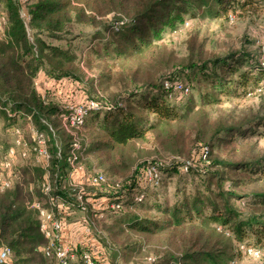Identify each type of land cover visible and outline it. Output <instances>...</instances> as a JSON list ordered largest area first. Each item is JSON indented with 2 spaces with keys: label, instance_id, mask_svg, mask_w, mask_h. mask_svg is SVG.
Segmentation results:
<instances>
[{
  "label": "trees",
  "instance_id": "16d2710c",
  "mask_svg": "<svg viewBox=\"0 0 264 264\" xmlns=\"http://www.w3.org/2000/svg\"><path fill=\"white\" fill-rule=\"evenodd\" d=\"M22 4L25 7L24 18L21 16ZM247 6L263 9L264 0H24L23 2L0 0V105L9 107L16 113L15 116H8L0 109L8 123L6 131L9 130L10 134L11 128L15 126L24 132L23 127L16 120L22 118L27 128L31 121L45 134L52 132L49 118L55 116L59 120L58 115L66 111V106L76 104L73 103L74 99L70 98L73 95L69 96L68 93L63 94L64 97L59 95L58 87L64 90L68 86L74 91L79 90L81 94H76L79 99H90L87 91L75 80L79 68L74 53L68 48L62 49L47 43L41 35L57 39L58 35L63 34L75 21L91 25L100 24L104 29L103 39L106 40L102 50V62L110 60V65L106 68L107 72L104 71L107 73L106 78L111 80L112 69L117 67L121 69V73L131 71L132 79L125 86L126 90L112 99L91 98L100 108L90 111L80 128L84 127L89 116L96 117L97 114H103L99 125L102 128L103 148L108 153L133 141L144 139L150 132L160 145L180 156L184 151L181 147L186 143H190L198 152L203 147H207L206 160L203 161L208 163L203 165L205 168L213 165L231 171L251 169L253 166L248 161L234 164L217 159L212 162L210 147L204 142L221 133L231 134L233 131H238L242 134V129H250L252 121L240 125H228L219 120L210 124L200 107L220 104L221 100L215 93L222 89H229V95L234 97L250 94L253 89H246V85L252 83L257 87L264 79V69L258 65V57H248L249 55L243 51L224 55L205 53L201 44L190 39L187 45L190 51L188 64L182 69L175 68L169 72H179L187 76L189 83L180 81L188 88L189 94L178 96L182 93H170L163 88L165 80H179L177 75L155 77L152 73L145 72L137 76L139 66L151 64L161 54L163 47L155 41L161 39L167 29L172 32L177 30V23L190 9H205L211 17H215L216 13L222 15L228 11L236 13ZM107 15H111V18L104 22L98 19ZM97 41H91L88 49L95 48ZM96 55L100 54L97 52ZM245 59L248 65L247 72L237 68ZM133 63L135 68L130 66ZM233 70L237 71L234 80L231 78ZM38 78L47 81V84L42 85L43 92L37 89ZM196 80L206 85L205 89H207L205 95L201 97L199 106L189 104L184 108H175L170 100L179 101L189 97L192 91L190 83ZM236 85L244 90L239 92ZM49 96H56L60 105L49 102L47 100ZM81 96L83 97L80 98ZM195 109L198 113L196 122L190 119ZM149 116L153 120H149ZM255 119L253 123L262 121L264 126L263 119ZM25 138H29L28 130ZM72 141L73 137L70 136L66 155L62 152L64 145L57 143L54 136H51V139L48 137L47 141L51 193L68 202L75 201L73 187L69 184L71 176L67 164ZM79 143L81 144L80 141ZM84 149L85 147L81 145L79 163ZM189 157L175 160L166 167L153 161L141 163L136 169L137 174L129 182L119 184L118 188L114 184L116 191L114 193L100 188L104 184L99 186L84 184L83 197L87 206L84 214L93 237L95 233L90 215L103 219L105 212H108L106 207L110 203L120 205V209L116 212L119 214L124 208H130L132 204L149 202V193L157 191L162 186L170 170L187 174L192 169L201 167L200 164L192 165L193 153H190ZM198 159L201 160L200 156ZM26 162H32L38 168V172L40 170L42 173L36 195L21 184L27 171L23 169V164ZM150 165H155L164 175L161 183L156 187L147 183L143 176V170ZM183 165H187L186 171L182 170ZM18 168L19 179L14 181L10 189L0 192V243L11 249L10 264H56L55 260L48 259L43 254L46 241L39 231L37 211L24 206L26 200H37L47 207L46 197L41 192L45 170L35 163L32 157L24 160ZM197 171H202V167ZM208 175L210 176L205 179L207 184L203 190H196L180 202H175L173 206L162 208L163 218L128 214L124 218L114 220L115 227L141 237L143 235L150 237L171 228L184 248L178 254L171 253L165 256L162 259L163 264H226L232 257L231 254L226 253L231 242L234 243L236 255L247 256L240 246L257 249L261 255H264V224L260 221L259 214L239 212L233 201L237 199L245 205L247 202L234 191L232 184L224 187L216 176L211 173ZM73 180L81 184L84 182L82 175H74ZM89 188L91 189L87 190ZM139 195L143 197L139 199ZM247 197L249 198L247 201H251L254 205H264V191L253 192ZM72 209L80 212L75 203ZM100 214L102 216H99ZM249 237H255V242H249L247 240ZM83 238L84 236L79 243H76L74 248L76 258L69 264H81V253L90 249L85 245ZM94 244L97 247L94 254L97 264L101 262L106 264L108 258L105 249L103 250L100 245L97 246L95 240ZM159 260L160 258L153 256L147 264H158ZM234 260L230 258L228 264H233Z\"/></svg>",
  "mask_w": 264,
  "mask_h": 264
},
{
  "label": "rangeland",
  "instance_id": "374dc122",
  "mask_svg": "<svg viewBox=\"0 0 264 264\" xmlns=\"http://www.w3.org/2000/svg\"><path fill=\"white\" fill-rule=\"evenodd\" d=\"M23 1L20 0V2ZM23 5H21V16L24 18L25 7ZM216 14L217 16L211 17L205 9H190L183 19L177 23V30L172 32L167 29L163 32L162 38L155 41L156 44L163 47L161 54L151 64L139 66L137 76L139 77L145 72L152 73L155 77L171 74L177 75L179 81L189 83L187 76L183 73L169 72H172L175 68L182 69L188 64L190 51L187 45L190 39H194L195 42L201 44V48L205 53L224 55L235 51H243L249 55L248 57H258L259 48L264 43V8L247 6L244 10H238L236 13L228 11L224 15L221 13ZM110 18L111 15H107L98 19L104 22ZM185 22H188L187 26ZM103 37L104 29L102 25H91L76 21L63 34L58 35L57 39L41 35V38L47 43L62 49L68 48L74 53L79 68L75 80L82 89L84 88L87 91L90 99H112L124 92L126 90L124 88H127L125 86L132 79L131 71L121 73V69L117 67L112 69V79L106 78V68L110 65V60L106 59V62H102V50L106 42ZM93 40H98L96 47L89 50L88 46ZM97 52L100 54L99 56L96 55ZM133 65L134 63L130 66L135 68ZM247 66L245 59L237 68L240 71L247 72ZM232 73L231 78L234 80L237 77V71L233 70ZM36 84L37 89L43 92L42 85L47 84V81L38 78ZM190 85L192 91L189 97L179 101L170 100L175 108H184L189 104L199 106L201 97L207 91L205 89L206 85L199 82V80L190 83ZM236 86L239 92L244 90L239 85ZM60 88L58 87V92L55 91L63 97L66 93L69 96L73 95V97H70L74 99L73 103L77 104L83 101L76 95L81 94V91L76 89L74 91L68 86L64 90ZM245 88H252L253 90L248 95L237 97L230 96L229 89L216 91V97L221 100V103L209 107H200L202 114L207 116L210 124L219 120L226 122L228 125H240L252 121L250 129H242V134H239L238 131H233L231 134L221 133L204 142L210 147L212 162L217 159L234 164L245 161L251 162L253 167L245 171L222 170L217 166L213 167V165L205 168L203 165H207V161L203 162L198 159L200 152L196 151L190 143H186L181 147L184 151L183 155L180 156L160 145L150 132L145 135L144 139L133 141L108 153L103 148L102 128L99 125L103 114H97L96 117L94 115L89 116L83 128L72 130L81 145L85 147L80 163L82 170L84 172H102L106 176V182L100 188L113 193L116 192L114 184L129 182L137 174L136 169L141 163L153 161L166 167L175 160L190 158V153H193L192 165L200 164L202 167L200 172L197 171L201 168L198 166V168L192 169L187 174L170 170L164 178L162 186L157 191L149 193V202L145 204H132L130 208H124L123 212L115 215L105 212L103 219L90 215L95 233L93 238L97 242V246L100 245L103 250L105 249L104 252L108 258L106 264H147V261L153 256L160 258L158 264H163L164 260L162 259L165 256L181 252L184 248L183 243L171 228L150 237L144 235L141 237L135 233L123 231L120 227L116 228L114 220L124 218L128 214L155 219L163 218L162 208L173 206L175 202H180L181 199L190 196L196 190H203L207 184L205 179L210 176L208 175L210 173L216 176L224 187L232 184L234 191L242 196V200L247 202V205H245L237 199L233 201L239 212L242 214L249 212L259 214L261 217V220H259L264 224V205H254L251 201H247L249 199L247 196L253 192L264 191V126L261 123L262 121L256 124L253 123L256 120L255 118H261L264 122V79L260 81L257 87L256 84L249 83ZM187 94L189 92L178 96ZM56 98V96H49L47 100L56 104L59 102V99ZM58 104L60 105V103ZM196 110L190 115V119L195 120V122L198 118ZM16 120L23 127L26 135L28 128L25 126L24 121L22 118ZM49 120L53 131L47 132L48 137L51 139V136H54L57 143L64 145L62 152L66 155L69 138L72 135L64 130L55 116H52ZM149 120H153V118L149 116ZM6 128H8V123L4 114L0 111V143L4 148L9 145L12 139L9 130L6 131ZM23 166V169H27V171L21 184H24L25 188L33 191L36 195L42 173L40 170V173L38 172V168L32 162H26ZM26 202L28 201L26 200ZM105 205L107 206V204ZM82 219H85L84 213L73 211L71 216L73 223L80 222ZM66 224L72 225L71 221H67ZM68 231L71 232L70 229ZM247 240L254 243L255 237H249ZM226 253L231 254L232 257L230 258L235 259L233 264H264V255H261L258 259L236 255L234 243L232 242L230 247L226 249ZM228 261L226 264H228ZM103 263L105 264V262Z\"/></svg>",
  "mask_w": 264,
  "mask_h": 264
},
{
  "label": "built area",
  "instance_id": "2783aa9c",
  "mask_svg": "<svg viewBox=\"0 0 264 264\" xmlns=\"http://www.w3.org/2000/svg\"><path fill=\"white\" fill-rule=\"evenodd\" d=\"M185 25L187 26L188 22H185ZM257 62L264 69V43L259 48ZM163 88L170 93L179 92L186 94L189 92L188 88L179 80H165L163 82ZM66 107V111L61 112L58 118L64 130L73 137L67 156V164L68 172L71 176L69 184L73 187L75 201H64L52 195L48 169L50 163V156L47 149L48 135L37 129L31 123L30 117H28L30 121L28 124V139L25 138L24 132L21 129L14 126L10 130L12 139L9 145L4 148L0 144V192L12 187L14 181L19 179L20 176L19 164H22L24 160L32 157L34 162L45 170L44 180L41 182V192L46 197L47 207H44L37 200L28 201L25 205L27 208L37 211L39 231L46 241L43 246L44 256L48 259L55 260L56 264H69L70 261L76 258L74 251L76 243H79L82 240V236H84L83 241L90 249L84 250L81 253V264H97L94 258L97 247L94 244L93 234L86 218L74 223L78 227V232H76L77 236L76 233L72 234V238H68L66 235L65 226L66 221L72 216L74 203L81 213L86 211L87 206L83 197L85 193L84 184L99 186L106 181L105 175L100 171L84 172L82 170L78 161L81 144L75 137L74 132H72V130L80 129L87 114L90 111L98 110L100 106L93 99H85L80 103ZM0 109L4 110L8 116H15L16 114L11 108L3 105H0ZM207 152V147H203L200 150V158L202 161L206 160ZM181 168L183 171H186L187 165H183ZM74 175H82L84 182L82 184L75 182L73 180ZM143 176L147 183L154 187L158 186L163 179L161 171L155 165L147 166L143 170ZM115 187L118 188L119 184H115ZM142 197V195H139L138 198L141 199ZM119 209L120 205L118 203H110L107 207L108 213L110 214H116ZM99 216H102V214ZM240 249L250 258L258 259L261 256V252L257 249L244 248L243 246H240ZM11 255V249L3 243H0V264H10ZM100 264L104 263L101 262Z\"/></svg>",
  "mask_w": 264,
  "mask_h": 264
},
{
  "label": "crops",
  "instance_id": "0c3cea01",
  "mask_svg": "<svg viewBox=\"0 0 264 264\" xmlns=\"http://www.w3.org/2000/svg\"><path fill=\"white\" fill-rule=\"evenodd\" d=\"M67 221H71L72 225H67L66 224V226H65V228H66L65 229L66 235H70L71 236L72 235V232H74V233L78 232V227H76V225L73 223V221L71 220V217ZM69 229H70L71 232L68 231ZM70 236H68V238H72ZM76 236H77V233H76Z\"/></svg>",
  "mask_w": 264,
  "mask_h": 264
}]
</instances>
